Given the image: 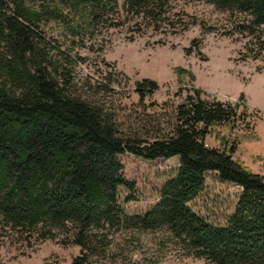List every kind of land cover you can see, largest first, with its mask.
I'll use <instances>...</instances> for the list:
<instances>
[{
    "label": "trees",
    "instance_id": "trees-1",
    "mask_svg": "<svg viewBox=\"0 0 264 264\" xmlns=\"http://www.w3.org/2000/svg\"><path fill=\"white\" fill-rule=\"evenodd\" d=\"M119 1L0 0L2 222L38 237L65 232L80 248L69 264H92L100 230L107 225L166 227L193 255L213 264H264V174L235 157L237 141L228 147L205 141L212 125L242 122L238 102L204 96L203 88L194 87L166 114L165 127L158 121L150 123L151 130L129 126L124 133L112 107L97 95H111L115 86L100 78L92 85L96 91L80 92L69 68L57 59L62 51L45 32L50 20L61 19L72 33L120 19L124 12L153 27L173 22L169 0ZM207 1L240 13L236 29L260 37L264 48V0ZM66 10L73 13L68 22ZM135 81L132 91L141 103L159 88L153 77ZM148 104L165 107L154 99ZM129 150L149 159L180 157L159 199L142 213L128 212L120 196L124 186V200L137 197L132 192L136 182L126 176L118 156ZM208 170L242 186L225 223L213 222L189 203L204 188ZM41 264L61 262L44 257Z\"/></svg>",
    "mask_w": 264,
    "mask_h": 264
},
{
    "label": "rangeland",
    "instance_id": "rangeland-1",
    "mask_svg": "<svg viewBox=\"0 0 264 264\" xmlns=\"http://www.w3.org/2000/svg\"><path fill=\"white\" fill-rule=\"evenodd\" d=\"M169 3L172 7L169 16L173 20L169 26L161 22L153 27L149 20L124 12L120 19L98 21L79 33L69 32V25L61 19L50 20L45 32L62 51L56 57L69 68L80 92L96 91L97 87L92 85L100 78L115 86L111 95H97L112 107L124 133H128L129 126L151 130L150 123L158 121L165 127L166 114L194 87L203 88L207 92L204 96L216 95L221 100L238 102L242 122L235 127H231V122L212 125L205 141L221 147L237 141L235 157L244 158L254 171L264 174L261 38L237 30L235 23L243 18L240 13H230L214 2L169 0ZM66 12L67 22L71 21L72 11ZM188 46L191 49L187 52ZM146 76L159 82L151 99L157 103L164 101L165 107L148 104L149 98L138 102V94L132 91L135 80ZM248 122L253 125L249 130L243 127ZM118 156L126 176L136 182L132 191L137 196L135 199L124 200L128 190L124 186L120 188L123 206L130 213H142L159 199L164 180L176 172L180 161L179 155L149 159L130 150ZM218 175L216 170L206 171L204 188L189 203L213 222L225 223L242 186ZM57 235L38 237L35 232L4 225L0 218V264H41L44 257L69 264L80 248L65 232ZM99 237L92 264H213L193 255L166 227L107 225L100 230Z\"/></svg>",
    "mask_w": 264,
    "mask_h": 264
}]
</instances>
